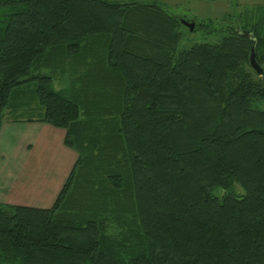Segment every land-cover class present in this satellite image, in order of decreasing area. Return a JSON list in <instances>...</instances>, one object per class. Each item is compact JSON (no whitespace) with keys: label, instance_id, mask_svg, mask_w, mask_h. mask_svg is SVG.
<instances>
[{"label":"trees","instance_id":"trees-1","mask_svg":"<svg viewBox=\"0 0 264 264\" xmlns=\"http://www.w3.org/2000/svg\"><path fill=\"white\" fill-rule=\"evenodd\" d=\"M222 20L181 49L156 1L0 0V128L32 97L77 153L0 203V264H264V6Z\"/></svg>","mask_w":264,"mask_h":264},{"label":"rangeland","instance_id":"rangeland-1","mask_svg":"<svg viewBox=\"0 0 264 264\" xmlns=\"http://www.w3.org/2000/svg\"><path fill=\"white\" fill-rule=\"evenodd\" d=\"M136 1H156L175 16L195 19L198 24L206 23V28H197L193 32L182 26L184 36L180 42L181 49L198 43L217 42L226 33L228 26V20H222L223 17L239 15L248 7L264 6V0ZM207 28H215L217 32H208ZM32 88L31 85L29 89ZM30 99L32 100L29 101ZM41 112L38 102L29 97L27 106L18 113H3L0 128V197L17 204H24L28 199L33 207L50 208L77 158V153L64 145L63 129L38 121H26L38 118ZM29 189L32 191L31 195Z\"/></svg>","mask_w":264,"mask_h":264},{"label":"water","instance_id":"water-1","mask_svg":"<svg viewBox=\"0 0 264 264\" xmlns=\"http://www.w3.org/2000/svg\"><path fill=\"white\" fill-rule=\"evenodd\" d=\"M178 20L181 23V25L187 28L190 32L193 31L195 25V22L193 20H187L184 17H178ZM248 60L251 69L260 75L262 73V68L256 62L253 44L250 47Z\"/></svg>","mask_w":264,"mask_h":264},{"label":"crops","instance_id":"crops-1","mask_svg":"<svg viewBox=\"0 0 264 264\" xmlns=\"http://www.w3.org/2000/svg\"><path fill=\"white\" fill-rule=\"evenodd\" d=\"M13 120V119H12ZM16 120H19V119H16ZM13 121H15V120H13ZM48 125V124H47ZM50 126V125H49ZM64 131V130H63ZM64 135H65V131H64ZM63 138H64V136H63ZM0 165H1V163H0ZM2 168V167H1ZM0 173H2V171L0 170ZM1 175V174H0ZM12 186H10V188H11ZM28 192H29V194L31 195V193H32V191H31V189H29L28 190ZM50 198H52V195H50ZM47 201V200H46ZM0 203H4V204H9V205H21V206H28V207H33L32 206V203H30L29 201H28V199H26V203H24V204H17V203H12V201L10 200V199H8V200H6V201H4V199H1V197H0ZM35 208H38V207H35Z\"/></svg>","mask_w":264,"mask_h":264}]
</instances>
